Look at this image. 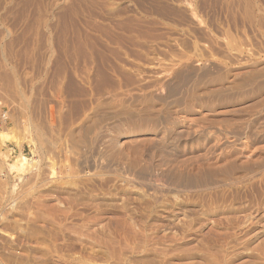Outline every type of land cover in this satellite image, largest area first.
Listing matches in <instances>:
<instances>
[{"label":"rangeland","instance_id":"1","mask_svg":"<svg viewBox=\"0 0 264 264\" xmlns=\"http://www.w3.org/2000/svg\"><path fill=\"white\" fill-rule=\"evenodd\" d=\"M201 61L258 68L264 82V0H0V264H264V177L177 222L163 203L121 196L112 172L99 188L74 173L83 149L65 133L92 99ZM86 72L107 80L91 90ZM172 100L155 111L182 108ZM254 109L228 128L264 126ZM19 155L22 172L11 168Z\"/></svg>","mask_w":264,"mask_h":264},{"label":"bare ground","instance_id":"2","mask_svg":"<svg viewBox=\"0 0 264 264\" xmlns=\"http://www.w3.org/2000/svg\"><path fill=\"white\" fill-rule=\"evenodd\" d=\"M86 73L83 81L91 90H97L102 79L107 80L106 73H102L105 78L95 81L92 72ZM241 73L201 61L197 66L182 65L170 76L152 82L136 81L133 88L126 90L119 86L114 93L92 99L65 133L77 154L83 149L80 166H74V173L96 177L94 181L98 182L91 185L99 188L110 182L106 173L110 176L112 172L122 184L121 196L122 192L132 195L145 206L163 203L161 210L167 211L169 217L164 219L177 222L186 207L198 204L208 208L229 191L246 189L264 177V126L260 124L262 121L253 119L245 125L228 127L230 122L236 123L242 111L252 117L254 107L258 106L264 112V82L257 81L261 73L258 68ZM172 99L182 107L177 112L155 111L156 105ZM241 101L244 109H227L228 104ZM259 120L264 121V113ZM4 140L6 136H0V141ZM87 152H95L96 156L87 160ZM14 163L11 168L22 172L29 160L19 155ZM69 172L73 174V169ZM132 185L138 192L122 190ZM166 198L171 202H164Z\"/></svg>","mask_w":264,"mask_h":264}]
</instances>
